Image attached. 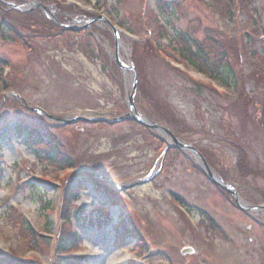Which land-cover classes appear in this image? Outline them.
<instances>
[{
	"label": "rangeland",
	"instance_id": "1",
	"mask_svg": "<svg viewBox=\"0 0 264 264\" xmlns=\"http://www.w3.org/2000/svg\"><path fill=\"white\" fill-rule=\"evenodd\" d=\"M37 11L54 25L94 21L65 32L23 18L33 28L0 31V254L11 264H264V211L237 209L191 154L168 148V134L125 119L98 124L129 113L135 75L136 110L176 118L156 124L194 147L241 200L264 206V134L246 115L259 116L264 104V0H0V24ZM103 18L128 35L119 34L117 49L133 71L119 68ZM193 30L216 47H208L216 60L214 40L238 44L228 53L235 76L228 89L182 60L177 33ZM34 109L77 120L63 125ZM22 124L52 137L73 167L48 164ZM237 145L253 171L243 181ZM98 216L108 224L80 220Z\"/></svg>",
	"mask_w": 264,
	"mask_h": 264
},
{
	"label": "trees",
	"instance_id": "2",
	"mask_svg": "<svg viewBox=\"0 0 264 264\" xmlns=\"http://www.w3.org/2000/svg\"><path fill=\"white\" fill-rule=\"evenodd\" d=\"M218 1V0H217ZM60 3V1H59ZM57 3V5L59 4ZM56 7V13H59L61 15H63L64 13H66L65 11H62L61 8ZM62 12V13H61ZM37 13H39V11H37ZM1 14V12H0ZM19 15V14H18ZM21 20L24 18L25 20H36L38 22V24L43 28V30L46 31H51L53 30V28H56V26L47 21L42 15L41 13H39L38 15L35 13H28L26 15H19ZM25 20H22L20 23H16V24H3L4 22H1L0 24V31H5L8 33H14V34H21V30H28L30 28H33V24H27V23H23ZM16 26V27H15ZM56 29L59 30V28L57 27ZM196 30V29H195ZM192 31V34H188V33H177V42H179L180 47L183 53V61H186L187 63H189L190 65L194 66L195 68L200 66V70L202 71V73H204V75L207 76V78H210V80H215V81H219L223 87H225V89H228L227 84H229V82H235V76L233 75V71L232 69H230L229 66V58H228V53L234 54L236 55L238 53L237 51V45H233V47H230L229 45H226L227 40L220 38V40H214V44L215 45H219V49L217 50V53L220 55V59L216 60L214 57V54L210 52V48H208L210 45H212V42L209 40L204 41V42H199L197 37L194 36V31ZM62 31V30H60ZM65 31V30H63ZM198 31V29H197ZM66 32V31H65ZM148 48V47H147ZM212 48L214 50H216V47L214 45H212ZM133 49V47H132ZM231 51V52H230ZM0 64L3 65V61L0 60ZM264 65V64H263ZM208 73V74H206ZM239 77H240V73H238ZM139 83V82H138ZM192 85H194V89L199 92L200 91V84H194L192 83ZM229 86V85H228ZM139 87L137 86V92H139ZM239 98V97H238ZM241 98V97H240ZM247 97H245L243 100V103H247L248 101L246 100ZM248 99V98H247ZM249 100V99H248ZM250 101V100H249ZM140 104V103H139ZM258 104L260 105V111H259V116L257 117H252L249 113H247V118L250 120L251 125L256 129L255 131H258L259 133H263L264 134V104L258 102ZM140 106V105H139ZM162 107L157 106V110H160ZM138 110V108H137ZM140 110V109H139ZM138 110V111H139ZM151 111H153V108H150ZM143 115L149 119L150 121H153L155 123L158 124H163V125H167L168 123L174 121L176 118H173L171 115H169L166 111V113L163 112L164 115H166L167 117L164 119V121L159 120L156 117L157 113H152L149 114L147 112V109H142L140 110ZM256 115V114H254ZM245 115L243 116L244 119ZM133 121L132 119H125V121ZM170 121V122H169ZM166 122V123H165ZM244 122V121H243ZM176 123V122H175ZM245 123V122H244ZM98 124H108V125H113V122H98ZM171 124V123H170ZM177 124V123H176ZM165 125V126H166ZM22 129L20 130V132L22 134H24L25 139L31 143L33 146L35 147H39L37 149L38 152H40V156L47 159L48 164L52 165V166H58L61 167L62 169L64 168H72L74 163L72 162V159L68 156V155H60L59 151L57 150V143H54L53 138L48 136L44 137L46 134L43 133L42 131L38 129H34L32 127H29L25 124H22ZM42 147V148H41ZM238 147V148H237ZM242 147V146H241ZM241 147H239L238 145L236 147H232V149L234 150V153L239 156V161H237V163L239 164L236 165L238 170V174H239V179L240 181L245 180L246 178H249L250 174H253L251 172L250 169H247L246 166V162L244 163L243 158L245 156V153L242 151ZM41 149V150H40ZM40 158V157H39ZM251 171V172H250ZM222 176V175H221ZM222 178L224 180L225 177L222 176ZM254 178V177H252ZM221 193L225 194L224 192L220 191ZM178 200V199H177ZM264 202V200H262ZM179 202V201H178ZM71 208V207H70ZM67 209V206L64 208ZM66 212V210H65ZM65 215L68 216V211L65 213ZM79 218V217H77ZM85 222L88 223L90 226H94V227H102L104 225H107L108 223L103 222V219L101 217H96V218H82L80 220H84ZM68 219H65V222H67ZM50 223H47L46 226H49ZM51 227H48V231L50 230ZM128 230H126L127 232ZM33 235V234H32ZM128 233L125 235L126 237H128ZM0 264H11L10 260L7 259V257L3 256L0 254ZM66 264H70V263H66Z\"/></svg>",
	"mask_w": 264,
	"mask_h": 264
},
{
	"label": "water",
	"instance_id": "3",
	"mask_svg": "<svg viewBox=\"0 0 264 264\" xmlns=\"http://www.w3.org/2000/svg\"><path fill=\"white\" fill-rule=\"evenodd\" d=\"M6 5L12 7L13 9H15L16 11L19 12H27L30 9L27 10H21L20 8H17L13 3H5ZM42 11L46 13V16L50 19H53V15L51 13H49L47 11V9L45 7H41ZM102 18V17H101ZM98 19V18H97ZM100 19V17H99ZM104 21L107 22V24L111 27V29L114 31L115 33V28L113 27V25L105 18H103ZM94 20H91L90 22H93ZM57 25H59L58 23H56ZM63 29H65L66 31H75L78 29H85L86 26L81 27V28H73V27H68V26H63L60 25ZM114 41H115V45H116V51H115V60L119 66L120 69L122 70H128V71H133V68L128 66V65H124L121 63V61L119 60V55H118V49H117V41H118V36L115 33L114 34ZM131 92L128 96V111L129 113L116 120V122H120L123 118H129L132 119L134 122H136L137 124L147 128V129H152L155 130L157 133H166L171 137V142L172 144H167L168 148H174V149H179L182 151H185L189 154H191V157H193V159L195 158L197 164L201 167V171L203 172L204 176L206 177V179L213 184L214 186L218 187L220 190L224 191L225 193H227L234 201L235 206L241 210L244 213H257L259 211H264V206H259V207H253V206H249L247 203H245L243 200H241L239 198V195L237 193V191L231 187L230 185L226 184L225 182H223V180L216 176L210 169V167L208 166V164L205 162L204 158L202 157V155L192 146L185 144V143H181L180 141H178L177 139L174 138L173 135H171V133L169 131H167L166 129L160 127L159 125H157L156 123H153L151 121H149L148 119H146L145 117H143L142 115H140L134 105V94H135V90H136V80H135V75L133 76V81L131 84ZM33 111L43 114L41 110L39 109H34ZM46 118L53 120V121H57V122H61L63 125H66L68 123L71 122H75L77 119L74 120H70L71 122H69V120H60V119H56L54 117L48 116V115H44ZM79 120H83L86 122H90L89 120H84V119H79ZM193 250L191 249H184L182 251L183 255L186 254H190L192 253Z\"/></svg>",
	"mask_w": 264,
	"mask_h": 264
}]
</instances>
